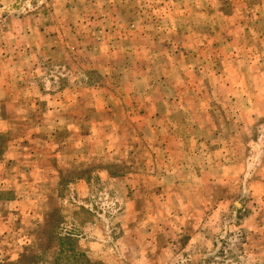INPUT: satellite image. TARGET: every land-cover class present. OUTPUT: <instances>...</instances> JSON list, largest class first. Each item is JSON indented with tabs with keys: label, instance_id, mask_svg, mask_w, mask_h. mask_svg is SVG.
I'll return each mask as SVG.
<instances>
[{
	"label": "rangeland",
	"instance_id": "rangeland-1",
	"mask_svg": "<svg viewBox=\"0 0 264 264\" xmlns=\"http://www.w3.org/2000/svg\"><path fill=\"white\" fill-rule=\"evenodd\" d=\"M0 264H264V0H0Z\"/></svg>",
	"mask_w": 264,
	"mask_h": 264
}]
</instances>
